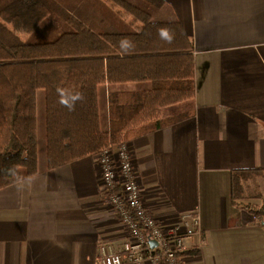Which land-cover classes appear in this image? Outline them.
<instances>
[{
    "label": "crops",
    "instance_id": "1",
    "mask_svg": "<svg viewBox=\"0 0 264 264\" xmlns=\"http://www.w3.org/2000/svg\"><path fill=\"white\" fill-rule=\"evenodd\" d=\"M103 1L129 28L143 30ZM153 1V21L180 23L193 42L196 93L164 108L159 128L128 134L144 203L164 225L199 216L202 243L192 234L186 249L199 254L183 264H264V223L244 207L264 211V0ZM0 20L22 41L30 38L19 17ZM65 28L49 22L40 35L56 38ZM151 88L101 85L102 129L110 131L111 93ZM46 96L37 93L38 125L41 113L46 122ZM38 142L39 174L0 190V264H96L100 241L123 248L128 235L105 203L98 157L49 170L46 141ZM234 172L253 174L241 201L233 196Z\"/></svg>",
    "mask_w": 264,
    "mask_h": 264
},
{
    "label": "trees",
    "instance_id": "2",
    "mask_svg": "<svg viewBox=\"0 0 264 264\" xmlns=\"http://www.w3.org/2000/svg\"><path fill=\"white\" fill-rule=\"evenodd\" d=\"M109 1L143 23V30L129 28L103 0H0V18L19 17L32 32L22 41L0 20V190L39 174V91L47 92L49 170L116 150L139 127L156 123L159 128L164 108L195 97L193 42L183 26L154 22V1ZM49 22L66 28L56 38L41 37ZM133 82H150L152 88L111 93L110 131H104L99 87ZM76 93L83 99L74 100ZM252 176L233 173L234 199L244 198V183ZM244 207L264 223L262 208Z\"/></svg>",
    "mask_w": 264,
    "mask_h": 264
},
{
    "label": "built area",
    "instance_id": "3",
    "mask_svg": "<svg viewBox=\"0 0 264 264\" xmlns=\"http://www.w3.org/2000/svg\"><path fill=\"white\" fill-rule=\"evenodd\" d=\"M97 163L105 203L125 228L128 241L121 249L100 241L96 264H183L178 254L186 251L189 237L198 235L202 243L199 216L181 214L174 225L159 223L144 203L128 141L116 150H104ZM192 224L197 226L194 232L190 231ZM148 236L156 247L151 246Z\"/></svg>",
    "mask_w": 264,
    "mask_h": 264
},
{
    "label": "clouds",
    "instance_id": "4",
    "mask_svg": "<svg viewBox=\"0 0 264 264\" xmlns=\"http://www.w3.org/2000/svg\"><path fill=\"white\" fill-rule=\"evenodd\" d=\"M161 31H162V35L167 36V37H168V40H169V42H170V41H171V36L168 35L167 30H161ZM122 47H123L125 50H127L128 47H129V45H128V43H126V42H122ZM58 91H60V90L58 89ZM63 97H64V93L61 92V103H65V100H64ZM73 99H74V100H82V99H83V95H82L81 93H76V95L73 97Z\"/></svg>",
    "mask_w": 264,
    "mask_h": 264
},
{
    "label": "rangeland",
    "instance_id": "5",
    "mask_svg": "<svg viewBox=\"0 0 264 264\" xmlns=\"http://www.w3.org/2000/svg\"><path fill=\"white\" fill-rule=\"evenodd\" d=\"M123 13L129 17H132L131 15H129L127 12H125L124 10H122ZM42 113L40 114V123L38 125V137L39 139H43L46 141V129H45V122H42ZM183 260V257H182Z\"/></svg>",
    "mask_w": 264,
    "mask_h": 264
},
{
    "label": "water",
    "instance_id": "6",
    "mask_svg": "<svg viewBox=\"0 0 264 264\" xmlns=\"http://www.w3.org/2000/svg\"><path fill=\"white\" fill-rule=\"evenodd\" d=\"M149 242L151 244L152 247H156V243L153 239L150 238V236H148Z\"/></svg>",
    "mask_w": 264,
    "mask_h": 264
}]
</instances>
